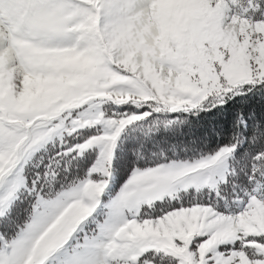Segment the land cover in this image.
<instances>
[{"label": "snow or ice", "instance_id": "snow-or-ice-1", "mask_svg": "<svg viewBox=\"0 0 264 264\" xmlns=\"http://www.w3.org/2000/svg\"><path fill=\"white\" fill-rule=\"evenodd\" d=\"M0 264H264V0H0Z\"/></svg>", "mask_w": 264, "mask_h": 264}]
</instances>
